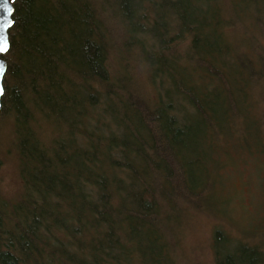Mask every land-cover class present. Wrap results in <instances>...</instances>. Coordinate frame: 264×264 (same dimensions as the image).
I'll return each instance as SVG.
<instances>
[{
  "label": "trees",
  "instance_id": "trees-1",
  "mask_svg": "<svg viewBox=\"0 0 264 264\" xmlns=\"http://www.w3.org/2000/svg\"><path fill=\"white\" fill-rule=\"evenodd\" d=\"M257 2L14 1L0 114L15 111L21 188L0 193V264H178L190 209L230 225L214 198L233 142L252 155L235 119L240 89L264 91ZM211 245L215 264H264L223 222Z\"/></svg>",
  "mask_w": 264,
  "mask_h": 264
},
{
  "label": "rangeland",
  "instance_id": "rangeland-1",
  "mask_svg": "<svg viewBox=\"0 0 264 264\" xmlns=\"http://www.w3.org/2000/svg\"><path fill=\"white\" fill-rule=\"evenodd\" d=\"M256 8L263 11L264 0H258ZM112 32L114 37L119 39V29L116 25L113 26ZM239 33L243 35L240 30ZM255 41L264 45L261 29ZM135 57L131 59L133 70H130V73L135 81L143 82L145 94L148 95V91L152 94L145 80V70ZM243 79L247 84L246 78ZM261 86L264 89V83ZM249 88L251 90L247 92L240 89L236 95L238 115L242 118L235 119V126H239L242 132L245 131L243 133L247 139L252 136L248 142L253 147L252 155L247 151L242 152L239 143L233 142L230 153L221 156L227 164L221 173L222 182L219 183L214 198L223 211L219 214L228 219L230 225L209 211L190 209L172 238L171 245L178 264H215L211 245L212 232L214 224L221 222L226 227L233 228L238 235H255L257 241L264 247V154L259 152L264 149H261L257 140H254L256 128L264 132V91ZM10 106L13 107L12 104ZM15 119L14 110L10 114L8 112L0 114V193L10 198L16 197L21 188ZM48 133V130L44 131V135Z\"/></svg>",
  "mask_w": 264,
  "mask_h": 264
},
{
  "label": "water",
  "instance_id": "water-1",
  "mask_svg": "<svg viewBox=\"0 0 264 264\" xmlns=\"http://www.w3.org/2000/svg\"><path fill=\"white\" fill-rule=\"evenodd\" d=\"M14 1L0 0V111L4 95V77L8 69V61L4 55L10 48V29L14 25ZM8 9H11V12ZM9 23H11L10 27Z\"/></svg>",
  "mask_w": 264,
  "mask_h": 264
},
{
  "label": "snow or ice",
  "instance_id": "snow-or-ice-1",
  "mask_svg": "<svg viewBox=\"0 0 264 264\" xmlns=\"http://www.w3.org/2000/svg\"><path fill=\"white\" fill-rule=\"evenodd\" d=\"M8 11H9V12H11V9H8ZM8 26L10 27V26H11V23H9V25H8Z\"/></svg>",
  "mask_w": 264,
  "mask_h": 264
}]
</instances>
